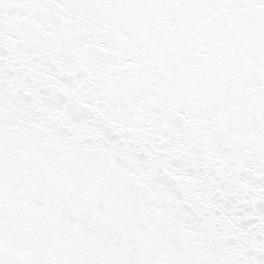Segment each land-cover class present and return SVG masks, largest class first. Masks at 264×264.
I'll return each instance as SVG.
<instances>
[{
    "label": "snow or ice",
    "instance_id": "obj_1",
    "mask_svg": "<svg viewBox=\"0 0 264 264\" xmlns=\"http://www.w3.org/2000/svg\"><path fill=\"white\" fill-rule=\"evenodd\" d=\"M0 264H264V0H0Z\"/></svg>",
    "mask_w": 264,
    "mask_h": 264
}]
</instances>
